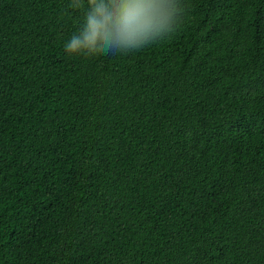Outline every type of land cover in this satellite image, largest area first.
Returning <instances> with one entry per match:
<instances>
[{
	"label": "trees",
	"instance_id": "1",
	"mask_svg": "<svg viewBox=\"0 0 264 264\" xmlns=\"http://www.w3.org/2000/svg\"><path fill=\"white\" fill-rule=\"evenodd\" d=\"M184 4L76 56L71 0H0V264H264V0Z\"/></svg>",
	"mask_w": 264,
	"mask_h": 264
},
{
	"label": "clouds",
	"instance_id": "2",
	"mask_svg": "<svg viewBox=\"0 0 264 264\" xmlns=\"http://www.w3.org/2000/svg\"><path fill=\"white\" fill-rule=\"evenodd\" d=\"M83 23L65 43L76 56L128 54L171 39L185 22L184 0H71Z\"/></svg>",
	"mask_w": 264,
	"mask_h": 264
}]
</instances>
